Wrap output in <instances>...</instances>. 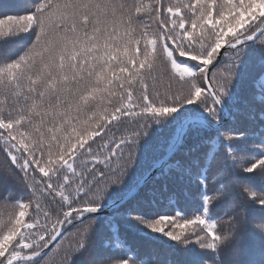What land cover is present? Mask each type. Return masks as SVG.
<instances>
[{"label":"snow or ice","instance_id":"obj_1","mask_svg":"<svg viewBox=\"0 0 264 264\" xmlns=\"http://www.w3.org/2000/svg\"><path fill=\"white\" fill-rule=\"evenodd\" d=\"M53 252L264 264V0H0V264Z\"/></svg>","mask_w":264,"mask_h":264},{"label":"trees","instance_id":"obj_2","mask_svg":"<svg viewBox=\"0 0 264 264\" xmlns=\"http://www.w3.org/2000/svg\"><path fill=\"white\" fill-rule=\"evenodd\" d=\"M6 2H8V3H15L16 0H6ZM254 223L255 224H259L260 221H256ZM50 259L52 261V264H55V260L57 259L55 252H53V253L50 254Z\"/></svg>","mask_w":264,"mask_h":264}]
</instances>
